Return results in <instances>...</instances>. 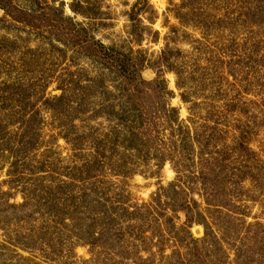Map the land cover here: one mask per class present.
Listing matches in <instances>:
<instances>
[{
	"label": "rangeland",
	"instance_id": "obj_1",
	"mask_svg": "<svg viewBox=\"0 0 264 264\" xmlns=\"http://www.w3.org/2000/svg\"><path fill=\"white\" fill-rule=\"evenodd\" d=\"M63 1L66 16L83 24L96 40L120 52L140 55L154 65L156 69L145 70L143 78L150 82L160 75L170 95L163 98V103L146 97L140 112H172L170 108H175L182 120L188 119L191 111L205 114L220 108L219 112H225L224 94L233 90L228 84L233 82L229 57H239L240 47L245 44L260 43L264 53V30L244 23L248 4L256 0H192L190 4L188 0H149L151 11L145 7L148 13L140 14L134 23L130 14L139 0H88L92 5L90 18L75 16L69 8L73 0ZM29 2L14 0L20 8L32 7ZM150 18L155 20L151 22ZM133 28L140 43L129 35ZM47 32L50 31L40 33L13 24L0 9V196L11 195L5 197L10 205H23V194L34 198L20 212L6 206L0 209V264H112L104 257L96 263L89 262L90 247L76 244L81 223H72L71 217L76 218L80 209H67L62 223L47 212L45 202L46 188L62 181L70 183V177L76 179L70 189L75 199L79 198L82 182L78 169L92 159L89 138H105L111 132L114 125L105 112H123L127 108L124 96L117 91L123 89L115 76L77 49L57 42L58 32L52 31L56 37ZM164 52H168V63L177 75L161 61ZM100 78L107 84L106 91L96 84L88 88L90 80ZM62 90H68L66 101L55 110L56 102L48 101L60 97ZM234 94L259 103L263 100L250 93ZM213 101L218 103L211 110ZM164 104L167 108L162 110ZM252 110L246 112L247 117H256L257 109ZM31 121L33 138L26 139L23 128H30ZM254 140L251 148L261 154L264 133L261 131ZM16 162H25L26 170L31 172L42 163L48 169L32 176L26 173L18 184L9 183ZM133 162L140 172L128 179L105 171L95 180L110 190L113 202H127L131 207L151 204L160 193V210L174 217L178 226L185 222L182 214L178 219L172 213L171 203L160 191L176 179L171 165L167 163L159 174L153 160ZM251 209L248 223L260 215L258 207ZM197 229L200 235L195 234ZM190 231L196 239L204 237L202 225L194 224ZM166 255H171L170 249Z\"/></svg>",
	"mask_w": 264,
	"mask_h": 264
},
{
	"label": "trees",
	"instance_id": "obj_2",
	"mask_svg": "<svg viewBox=\"0 0 264 264\" xmlns=\"http://www.w3.org/2000/svg\"><path fill=\"white\" fill-rule=\"evenodd\" d=\"M191 2L188 0L187 4ZM29 3L32 7L20 8L14 0H0V9L13 24L40 33L50 31L47 33L54 37L52 31L58 32L57 42L77 49L115 76L123 89L117 91L124 96L122 101L126 100L127 108L123 112H105L114 125L111 132L105 138H91L92 135L89 138L92 159L75 168L81 172L79 198L75 199V192L70 189L76 182L71 177L70 183L62 181L46 188L45 209L55 221H62L67 209L82 211L76 213V218L71 217V222L81 223L76 244L90 247L89 262L96 263L104 257L112 264H264V148L261 156L250 145L261 131L264 133V115H261L264 114V53L260 43L245 44L240 47L239 57H229L233 82L228 84L233 94H224L225 112H219L218 108V112L202 114L191 109L189 118L182 120L175 108H170L172 112H140L148 99L163 103V98L170 95L160 75L150 82L143 78L145 70L156 69L150 61L96 40L83 24L66 16L63 0H30ZM91 6L88 0H73L69 8L75 16L90 18ZM145 7L151 11L149 0H139L130 21L134 23L140 14L148 13ZM247 13L244 23L264 30V0L249 3ZM155 34L159 36L158 32ZM129 35L136 43L141 42L134 28ZM167 53L164 52L161 61L177 75L168 63ZM221 63L224 65L223 60ZM89 82L88 88L96 84L99 89L107 90L102 78ZM62 91L60 97L48 101L56 102L55 110L66 101L68 90ZM235 91L263 100L261 103L245 100L237 97ZM183 100L189 102L184 96ZM217 103L213 101L211 110ZM254 107L258 118L247 117L246 112H254ZM166 108V104L162 105V110ZM32 124L31 121L30 128H23L26 139L33 138ZM133 160H153L159 174L167 163L171 165L176 179L160 191L171 203L172 213L178 219L182 214L185 222L178 226L174 217L160 210H163L157 202L160 193L151 204L131 207L127 202H113L110 190L98 185L95 179L105 171L123 179L140 172ZM25 165V162L13 165L9 183L18 184L24 174L32 176L48 169L42 163L31 172ZM6 196L11 195L0 196V209L6 206L20 212L34 201L23 194V205H10ZM251 207H258L260 215L248 223ZM194 224L204 227L202 239L193 237L190 229ZM167 249L171 255H166Z\"/></svg>",
	"mask_w": 264,
	"mask_h": 264
},
{
	"label": "water",
	"instance_id": "obj_3",
	"mask_svg": "<svg viewBox=\"0 0 264 264\" xmlns=\"http://www.w3.org/2000/svg\"><path fill=\"white\" fill-rule=\"evenodd\" d=\"M195 234L196 235H200L201 234V230L200 229L195 230Z\"/></svg>",
	"mask_w": 264,
	"mask_h": 264
}]
</instances>
